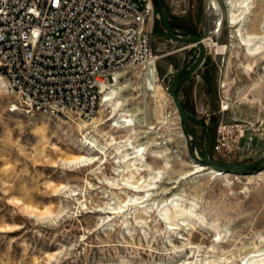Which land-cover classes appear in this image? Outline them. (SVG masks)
<instances>
[{
	"label": "rangeland",
	"instance_id": "374dc122",
	"mask_svg": "<svg viewBox=\"0 0 264 264\" xmlns=\"http://www.w3.org/2000/svg\"><path fill=\"white\" fill-rule=\"evenodd\" d=\"M163 2L176 32L197 34L207 44L204 63L178 89L192 114L199 154L210 136L212 142L222 117L261 132L264 5L250 0L244 16L242 8L237 11V26L231 24V0ZM156 13L153 31L163 33ZM217 45L225 51L216 52ZM153 48L158 72L153 91L147 77L131 69L113 88L124 87L121 105H100L91 121L69 112L14 111L16 98L0 81V264H247V253L264 250V172L215 176L196 171L167 92L174 73L197 56V46L154 34ZM248 48L260 50L252 54ZM222 83L232 105L225 113L219 110ZM138 146L151 166L142 176L123 162L135 157ZM263 154L259 137L242 161L224 159L212 148L209 153L225 162H248ZM78 158L94 163L63 164ZM141 177H157L154 209L127 206L125 213H112L132 196L123 180L135 183ZM165 207L172 223L182 226L170 230L161 215Z\"/></svg>",
	"mask_w": 264,
	"mask_h": 264
},
{
	"label": "built area",
	"instance_id": "2783aa9c",
	"mask_svg": "<svg viewBox=\"0 0 264 264\" xmlns=\"http://www.w3.org/2000/svg\"><path fill=\"white\" fill-rule=\"evenodd\" d=\"M153 18L151 0H0L4 87L13 91L17 108L59 114L68 107L69 115L91 121L104 90L117 85L116 73L158 74ZM224 85L222 113L232 108ZM255 137L264 139V129L222 117L211 148L242 161Z\"/></svg>",
	"mask_w": 264,
	"mask_h": 264
},
{
	"label": "bare ground",
	"instance_id": "6f19581e",
	"mask_svg": "<svg viewBox=\"0 0 264 264\" xmlns=\"http://www.w3.org/2000/svg\"><path fill=\"white\" fill-rule=\"evenodd\" d=\"M259 2H260V4L262 6L264 5V0H261V1L259 0ZM151 3H152V0H151ZM249 3H250V0H231V3H230V14H231V24L232 25H237V26L240 25V20H239L240 17H238L237 11L242 8V16H244L246 14V11L250 10V8H249L250 4ZM152 6H153V4H152ZM153 9H154V7H153ZM155 12L156 11L154 10V14H155ZM244 12H245V14H244ZM239 31H240L239 34H241L242 33L241 30H239ZM242 38H243V40L245 42L250 44L249 42L251 40L248 37L247 38L246 37H242ZM251 42H253V41H251ZM204 43H205V41H204ZM190 46H194V45L192 44ZM206 46H207V44H206ZM249 47H250V45H249ZM225 49H226L225 46L224 47H221L219 45L216 46V52H218V53L224 52ZM249 50H251L249 52H251L252 54H257V53H259L258 51L260 50V48H258V49L250 48ZM125 72L120 71V72L116 73L115 77L117 79H119L118 82H117V85L119 84L120 79H122V76L124 75ZM148 73H150V74L146 75V77H147L146 83H147L148 88L153 91L152 86L155 85V81L157 83L156 74L153 71L152 72H148ZM0 81H1L2 84H4V80H3L2 77H0ZM117 85L112 87V88H110V89H105L104 90V92L102 94L101 104H100L103 109H105L107 106L108 107L112 106V107L117 108L119 105H121L119 96H120V92L122 91V89L124 87H120V89L119 88L113 89V88H116ZM8 92L13 94V91H8ZM19 108H24V111L27 114L40 113V114H44V115H58L59 116V115L65 114L66 112H69L68 107H59V114L51 113V112H49L47 110H40V109H31L30 110L28 107H18V108L16 107L14 109V111L19 110ZM85 127H88V125H86ZM93 147H95V146H93ZM126 147H127V145H126ZM133 149L135 150V152L132 153V154H134L135 157L129 159V156H126L123 159V162L125 164H129V166H128L129 168H132V167L134 168L135 175L142 176L141 173L143 171H146V170L148 171L151 166H149L147 164V159H146L144 153H142V151H144V149L142 147L141 148L139 146L138 147H133ZM90 163H94L92 158L91 159L78 158V159H74V160H63V164L66 165V166L67 165H74V164L75 165H80V164L87 165V164H90ZM137 166H140V167H137ZM192 166H194L196 171H198V172L208 171L209 173H211L212 175H215V176H230V175L236 176V174L225 173L223 171H220V170H217V169H214V168H211V167H207V166L202 165L200 163H196L193 160H192ZM145 168H147V169H145ZM152 172L153 171H151V173ZM263 172L264 171L259 172L257 174H253V175H243V176H255V175H259L260 173H263ZM153 174H151V176H153ZM156 178L157 177L148 178L149 179L148 180L147 178L141 177V179H139V181H142V183H140L139 181L134 183L133 181H131V179L123 180L124 183L121 186L124 188L125 192L128 193V191H131L132 192V196L130 197V199L128 200V202L126 203V205L124 207H120L119 209H114V210H112V213H116L117 214V213H120L122 211L125 213V210H126L125 207H127V206L131 207V208L132 207H137V208H143L144 207V208L149 210V208H150L149 206L152 203H155V201L157 202V198H156L157 194L155 193V191H156L155 189L158 188V187H156V184L158 182L156 181ZM146 194L148 195V197H146ZM162 202H164V201H162ZM173 202H175V201H173ZM165 203H168V200H166ZM160 204H161V202H160ZM151 207H153L152 209H154V206L151 205ZM175 211H177V210H175ZM121 214H123V213H121ZM182 214L189 216V214L187 212H183ZM161 215H163L162 217H164V219L169 223L170 230L171 229H175L176 228L175 225H180V224L172 223V216L169 214V212L167 211L166 207L161 211ZM125 216H126V214H125ZM180 226H182V224ZM246 258H249L248 261H247V264H264V250H258V251H254V252H249V253L246 254V257L243 260H245Z\"/></svg>",
	"mask_w": 264,
	"mask_h": 264
},
{
	"label": "water",
	"instance_id": "95a60500",
	"mask_svg": "<svg viewBox=\"0 0 264 264\" xmlns=\"http://www.w3.org/2000/svg\"><path fill=\"white\" fill-rule=\"evenodd\" d=\"M152 4L154 10L157 12L156 15L161 19L165 30L163 33L153 31L155 35L185 44V46L193 44L198 48L197 56L174 73L173 79L167 89L179 115L181 128L186 138L188 153L191 159L196 163H200L207 167L236 175H253L264 171V154L261 157L248 162H225L210 157L211 136L207 142L203 155L199 154L197 150V133L192 128L190 122L192 114L186 110L178 89L180 85L196 73L204 63L207 55V46L204 43L203 38L197 34H180L174 30L167 15L163 0H152Z\"/></svg>",
	"mask_w": 264,
	"mask_h": 264
},
{
	"label": "snow or ice",
	"instance_id": "6c2138e0",
	"mask_svg": "<svg viewBox=\"0 0 264 264\" xmlns=\"http://www.w3.org/2000/svg\"><path fill=\"white\" fill-rule=\"evenodd\" d=\"M9 230H11V229H9ZM2 231H4V229L0 228V232H2Z\"/></svg>",
	"mask_w": 264,
	"mask_h": 264
}]
</instances>
